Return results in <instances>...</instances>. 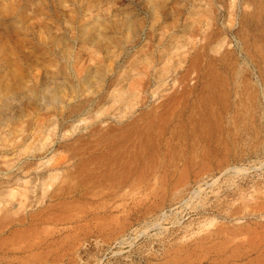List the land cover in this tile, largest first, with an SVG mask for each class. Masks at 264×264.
<instances>
[{
  "label": "rangeland",
  "instance_id": "obj_1",
  "mask_svg": "<svg viewBox=\"0 0 264 264\" xmlns=\"http://www.w3.org/2000/svg\"><path fill=\"white\" fill-rule=\"evenodd\" d=\"M0 264H264V0H0Z\"/></svg>",
  "mask_w": 264,
  "mask_h": 264
}]
</instances>
